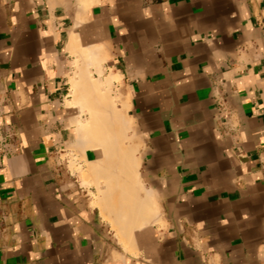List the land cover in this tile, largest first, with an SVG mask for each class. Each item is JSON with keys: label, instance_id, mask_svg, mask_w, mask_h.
<instances>
[{"label": "crops", "instance_id": "0c3cea01", "mask_svg": "<svg viewBox=\"0 0 264 264\" xmlns=\"http://www.w3.org/2000/svg\"><path fill=\"white\" fill-rule=\"evenodd\" d=\"M80 6L0 0V264H264V0ZM72 35L129 96L159 210L133 254L62 157Z\"/></svg>", "mask_w": 264, "mask_h": 264}, {"label": "bare ground", "instance_id": "6f19581e", "mask_svg": "<svg viewBox=\"0 0 264 264\" xmlns=\"http://www.w3.org/2000/svg\"><path fill=\"white\" fill-rule=\"evenodd\" d=\"M94 1L78 0L84 9ZM69 50L76 59L68 78L72 99L67 104L77 107L78 113L71 119L74 132L68 146L81 154L82 179L84 182L88 177L94 179L99 194L97 205L112 217L109 221L116 230L117 241L127 253L134 247L135 230L159 220V210L154 209L152 202L154 198L144 188L139 175V135L131 116L126 114L130 107L129 96L124 92L114 95L116 99L109 95L111 86L121 83V74L118 71L102 74L107 56L101 46L81 47L77 37L72 35ZM90 66H95L102 78L93 77L87 71ZM83 114L86 116L82 117ZM87 150L97 152V157L94 156L97 159H87Z\"/></svg>", "mask_w": 264, "mask_h": 264}, {"label": "rangeland", "instance_id": "374dc122", "mask_svg": "<svg viewBox=\"0 0 264 264\" xmlns=\"http://www.w3.org/2000/svg\"><path fill=\"white\" fill-rule=\"evenodd\" d=\"M75 61V60H74ZM73 61V62H74ZM102 66H103V64H102ZM95 69H94V68ZM74 69V65H73V63H72V66H71V68H70V71H69V73H68V75H67V80H68V78H69V76L71 75V71ZM88 70L87 71H89V72H91V75L93 76V77H95V78H102V76L103 75H105V74H107L108 73V71L104 68V66H103V69H104V72L102 73L103 75H101L100 77H99V75H98V72L96 71V67L95 66H90L89 68H87ZM92 70V71H91ZM68 83H69V80H68ZM69 86V90H68V95H67V97L65 98V105L67 106V108L69 109L68 110V112H69V115H70V119H69V123H68V125L71 127V130L72 131H74V125H73V123H72V118L78 113V110H77V107H73V106H69V104H67V101L68 100H70V99H72V94H71V89H70V84L68 85ZM121 92H123L122 91V86H121V83H114L112 86H111V88H110V91H109V95L110 96H112V97H114V99H116V97L114 96V95H116L117 96V94L118 93H121ZM118 101H116V106H118ZM126 114L128 115V113L126 112ZM86 116V114L84 115H82V117H85ZM132 118V117H131ZM133 120V119H132ZM134 122V121H133ZM134 126H135V124H134ZM135 128H136V126H135ZM136 131H137V128H136ZM137 133H138V131H137ZM138 135H139V133H138ZM139 137V136H138ZM139 148H140V146H139ZM73 149H75V148H71L70 146H68V148H67V150L64 152L65 154H63L62 155V157L64 158H67L68 160H69V167L72 169V170H74V171H76L77 172V174L79 175V177H80V185H82V186H89V185H93L94 186V188H95V192L94 193H90L91 195H92V197H93V200H94V202H93V204L94 205H96L98 208H99V213H100V215H101V217L103 218V220L104 221H106L107 222V224L109 225V227L111 228V231H112V233H113V237H114V240H115V242L117 241V237H116V230L114 229V227H112V225H111V221H109V220H111V216H109L108 214H107V211L105 210V209H103V208H100L99 207V205H97V199H98V192H97V189H96V186H95V184H94V182H93V180L94 179H92V177H88L87 178V180L84 182L83 181V179H82V168H83V165L81 166L80 164V162H81V160H83V158H82V156H81V154L79 153V151L78 150H73ZM138 155H139V151H138ZM74 163H73V162ZM72 162V163H71ZM71 163V164H70ZM145 188V187H144ZM140 194H141V196L143 195V193H142V191L141 192H139V196H140ZM140 196V197H141ZM152 197V196H151ZM153 198V197H152ZM152 202H153V204H154V206H155V208H154V206H153V204H152V208H154V209H158L157 207H156V204L154 203V199H152ZM159 212V211H158ZM110 218H109V217ZM152 222H150V223H148V224H151ZM118 242V241H117ZM128 252H130L131 254H133V249L132 250H130V251H128Z\"/></svg>", "mask_w": 264, "mask_h": 264}]
</instances>
